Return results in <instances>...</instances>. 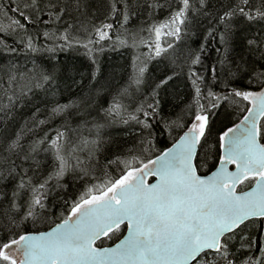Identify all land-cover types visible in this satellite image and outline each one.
Masks as SVG:
<instances>
[{"label":"snow or ice","instance_id":"1","mask_svg":"<svg viewBox=\"0 0 264 264\" xmlns=\"http://www.w3.org/2000/svg\"><path fill=\"white\" fill-rule=\"evenodd\" d=\"M0 264H264V0H0Z\"/></svg>","mask_w":264,"mask_h":264},{"label":"trees","instance_id":"2","mask_svg":"<svg viewBox=\"0 0 264 264\" xmlns=\"http://www.w3.org/2000/svg\"><path fill=\"white\" fill-rule=\"evenodd\" d=\"M127 52H118V53H108L105 57V69L110 71L111 67L115 64H120L124 62V58L127 57Z\"/></svg>","mask_w":264,"mask_h":264}]
</instances>
